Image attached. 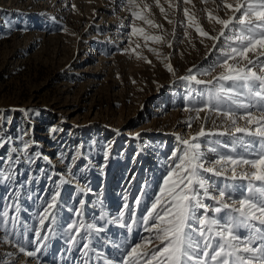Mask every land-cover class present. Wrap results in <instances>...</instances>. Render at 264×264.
I'll return each mask as SVG.
<instances>
[{"label":"rangeland","instance_id":"1","mask_svg":"<svg viewBox=\"0 0 264 264\" xmlns=\"http://www.w3.org/2000/svg\"><path fill=\"white\" fill-rule=\"evenodd\" d=\"M99 1L0 0V264H118L152 235L143 218L183 147L177 137L190 138L202 124L206 132L227 127L222 115L202 111L195 119L186 109L205 106L211 90L232 83L215 79L224 38L207 39L195 24L217 35L221 25L208 13L227 19L223 3L235 0H159V7L157 0H134L144 19L118 0L120 30L93 12ZM133 27L143 32L133 34ZM151 36L163 39L145 40ZM190 75L205 83L182 79ZM241 102H248L243 93ZM212 180L221 187L248 183ZM37 232L47 239H36ZM21 247L39 251L30 257Z\"/></svg>","mask_w":264,"mask_h":264},{"label":"snow or ice","instance_id":"2","mask_svg":"<svg viewBox=\"0 0 264 264\" xmlns=\"http://www.w3.org/2000/svg\"><path fill=\"white\" fill-rule=\"evenodd\" d=\"M188 2L190 0H185ZM128 3L133 9V17L145 18L135 10L140 5L134 0H128ZM142 7L149 9L147 4ZM223 7L231 11L227 19L208 13L210 21L221 25L215 36L195 24L187 9L184 11L189 25L195 24L201 36L213 41L224 38L227 50H221L223 59L218 58L216 67L222 71L215 79L232 82L227 87L221 83L220 87L211 90L205 106L186 110H194L197 113L195 119H200L202 111L215 112L225 118L227 127L219 133L206 132L202 124L200 131L190 138L177 137L183 147L178 150L179 154L173 153V163L168 166L158 194L143 218L144 231L152 235L142 237L131 246L118 264H264V60H259L264 56V0H235L234 3L224 2ZM161 12H164L162 7ZM146 22L152 25L151 20ZM226 30L231 34L226 35ZM132 31L133 34L142 33L143 29L133 27ZM147 39L160 42L163 37H145ZM249 52L256 59L249 57ZM168 70L173 71L170 65ZM182 79L205 83L195 75ZM242 93L247 103L241 102ZM253 108L255 112L250 110ZM238 121L245 123L242 126ZM188 126L191 127V122ZM213 126L220 127L215 121ZM240 133L259 139L246 140L237 135ZM215 134L231 135L232 140L222 143L205 139L203 144L200 141L201 137ZM202 146L206 151L201 150ZM221 148L228 151L222 152ZM206 152L213 153L214 158L207 159ZM205 173H211V176ZM212 176L247 180L248 183L221 187ZM205 198L215 201V206L204 204ZM54 201L55 198L49 208L55 206ZM222 210L227 211L216 215ZM208 212L213 215L208 216ZM240 229L246 232L242 234ZM35 236L36 239H47L46 236L41 238L39 232ZM257 241L259 246L254 247ZM147 244L154 246L147 249ZM20 250L30 257L39 251H25L24 247Z\"/></svg>","mask_w":264,"mask_h":264},{"label":"bare ground","instance_id":"3","mask_svg":"<svg viewBox=\"0 0 264 264\" xmlns=\"http://www.w3.org/2000/svg\"><path fill=\"white\" fill-rule=\"evenodd\" d=\"M117 9L119 10V12H123L121 10L123 8L120 7V1L118 0H103L98 5L96 4L95 6H93V12L100 14L103 18H108V21L112 23V30H120V28L124 27L121 18L116 15ZM110 15H112L111 18Z\"/></svg>","mask_w":264,"mask_h":264}]
</instances>
